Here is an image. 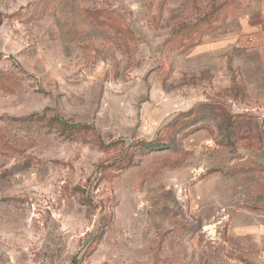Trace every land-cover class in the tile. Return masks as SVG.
I'll return each mask as SVG.
<instances>
[{"label": "rangeland", "instance_id": "1", "mask_svg": "<svg viewBox=\"0 0 264 264\" xmlns=\"http://www.w3.org/2000/svg\"><path fill=\"white\" fill-rule=\"evenodd\" d=\"M251 2L0 0V264H264Z\"/></svg>", "mask_w": 264, "mask_h": 264}, {"label": "crops", "instance_id": "2", "mask_svg": "<svg viewBox=\"0 0 264 264\" xmlns=\"http://www.w3.org/2000/svg\"><path fill=\"white\" fill-rule=\"evenodd\" d=\"M251 5L249 15L241 20L238 34L245 41L263 42L264 51V0H252Z\"/></svg>", "mask_w": 264, "mask_h": 264}, {"label": "trees", "instance_id": "3", "mask_svg": "<svg viewBox=\"0 0 264 264\" xmlns=\"http://www.w3.org/2000/svg\"><path fill=\"white\" fill-rule=\"evenodd\" d=\"M209 26V25H208ZM53 121H55L56 123H59L60 125L67 127L68 125L72 128H77L79 127L78 124H71L66 120H63L59 117H55L53 118ZM225 130H227V133L231 136V132H235V130L237 129H241V128H245L247 127V129L250 128V123L249 122H234V120H232V118L228 117L225 123ZM177 122L175 123H171V126H176ZM142 146L144 147V149L147 150H158V149H169L172 148V144H160L159 142L156 141H152V142H145L142 144Z\"/></svg>", "mask_w": 264, "mask_h": 264}]
</instances>
